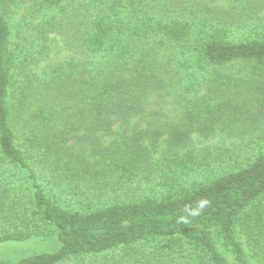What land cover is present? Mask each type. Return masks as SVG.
<instances>
[{
    "label": "trees",
    "instance_id": "1",
    "mask_svg": "<svg viewBox=\"0 0 264 264\" xmlns=\"http://www.w3.org/2000/svg\"><path fill=\"white\" fill-rule=\"evenodd\" d=\"M225 1L0 0V244L59 241L0 264H264V147L233 167L179 154L195 134L264 125V2ZM11 7L18 33L36 18L35 42L70 36L83 59L15 88L31 57ZM167 86L181 122L132 123Z\"/></svg>",
    "mask_w": 264,
    "mask_h": 264
},
{
    "label": "rangeland",
    "instance_id": "2",
    "mask_svg": "<svg viewBox=\"0 0 264 264\" xmlns=\"http://www.w3.org/2000/svg\"><path fill=\"white\" fill-rule=\"evenodd\" d=\"M261 3L264 0H258ZM204 3L219 7L222 10H229L231 1L225 0H204ZM7 15V18L12 26L13 41L30 50L31 61L22 71L16 72L13 78L15 88L23 89L30 79L40 74L41 70L51 64L60 63L69 59L82 60L83 55L71 43L70 36L61 34H53L48 37L44 43H40L37 39L35 42L34 27L38 19H27L28 25L18 33L19 27H22V18L25 13L24 8L15 10L12 7ZM19 26V27H18ZM34 49V51H33ZM237 67V65H234ZM230 69V68H229ZM228 69V70H229ZM226 69V71H228ZM264 80V77H263ZM167 86L166 89L156 93L151 92L144 102V113H141L132 120V123L146 127L149 125H159L165 122L180 123L184 118L187 106L186 100L179 97L175 91ZM183 100V101H182ZM187 121V120H186ZM109 141V138H105ZM106 141V142H107ZM264 147V125L260 131H257L255 136H240L233 137L224 132L217 131L208 138H203L198 135H193L190 144L179 152L185 157H192L194 160H200L204 157L209 159H218L223 167H233L240 164L243 156H246L252 150H257ZM164 149L163 143H159L156 152L152 155L157 159ZM204 179V176L201 179ZM27 191L24 196L26 197ZM264 204V196L260 200ZM20 205L22 201H19ZM22 207V206H21ZM2 218L0 216V225ZM244 246V240H241ZM59 248V241L56 236L51 235L45 238H35L26 242L16 243L10 242L0 244V261L16 262L19 259L36 254L50 253ZM244 250L247 253L246 247ZM167 259H165L166 262ZM248 260L251 264H257L254 259L248 255ZM63 264H97L89 259L81 261H69ZM166 264H169L166 262Z\"/></svg>",
    "mask_w": 264,
    "mask_h": 264
},
{
    "label": "clouds",
    "instance_id": "3",
    "mask_svg": "<svg viewBox=\"0 0 264 264\" xmlns=\"http://www.w3.org/2000/svg\"><path fill=\"white\" fill-rule=\"evenodd\" d=\"M209 204H210V201H209V200H207V199H202V200H200L199 203H198V209L202 210L204 207L208 206ZM185 211H188V212H189V215H191V216H196V215L199 214V212H198L197 210H195V209L189 210L187 206H186V208H185ZM180 219H181L182 221L185 220L184 217H181Z\"/></svg>",
    "mask_w": 264,
    "mask_h": 264
}]
</instances>
